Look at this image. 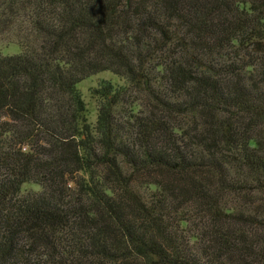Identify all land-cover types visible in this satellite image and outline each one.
<instances>
[{"label": "trees", "instance_id": "16d2710c", "mask_svg": "<svg viewBox=\"0 0 264 264\" xmlns=\"http://www.w3.org/2000/svg\"><path fill=\"white\" fill-rule=\"evenodd\" d=\"M0 264H264V0H0Z\"/></svg>", "mask_w": 264, "mask_h": 264}, {"label": "rangeland", "instance_id": "374dc122", "mask_svg": "<svg viewBox=\"0 0 264 264\" xmlns=\"http://www.w3.org/2000/svg\"><path fill=\"white\" fill-rule=\"evenodd\" d=\"M20 51V46L16 43H12L7 46H2V52L4 54H12ZM104 80H112L116 83H123L124 80L122 78L116 77L112 72H101L99 74L93 75L87 78L80 84L81 90L84 94V97L88 103V108L90 111V117L93 122L97 119V110L99 102L97 98L92 94L93 88L99 87ZM25 190H37L39 187L35 184H27L24 186Z\"/></svg>", "mask_w": 264, "mask_h": 264}]
</instances>
